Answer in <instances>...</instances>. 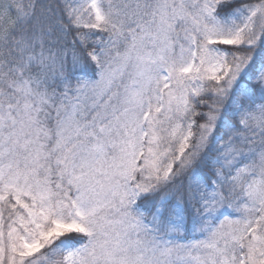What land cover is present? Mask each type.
Returning a JSON list of instances; mask_svg holds the SVG:
<instances>
[{
    "label": "snow or ice",
    "instance_id": "snow-or-ice-1",
    "mask_svg": "<svg viewBox=\"0 0 264 264\" xmlns=\"http://www.w3.org/2000/svg\"><path fill=\"white\" fill-rule=\"evenodd\" d=\"M0 264H264V0H0Z\"/></svg>",
    "mask_w": 264,
    "mask_h": 264
}]
</instances>
